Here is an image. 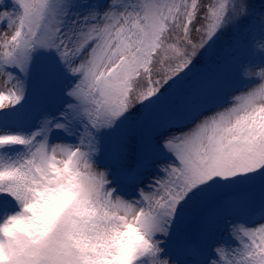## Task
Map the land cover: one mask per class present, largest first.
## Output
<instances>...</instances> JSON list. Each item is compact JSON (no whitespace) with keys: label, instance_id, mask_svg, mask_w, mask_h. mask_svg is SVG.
<instances>
[{"label":"snow or ice","instance_id":"6c2138e0","mask_svg":"<svg viewBox=\"0 0 264 264\" xmlns=\"http://www.w3.org/2000/svg\"><path fill=\"white\" fill-rule=\"evenodd\" d=\"M0 264H264V0H0Z\"/></svg>","mask_w":264,"mask_h":264}]
</instances>
